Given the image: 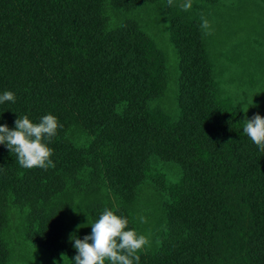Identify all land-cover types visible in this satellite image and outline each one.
I'll list each match as a JSON object with an SVG mask.
<instances>
[{
	"label": "trees",
	"instance_id": "trees-1",
	"mask_svg": "<svg viewBox=\"0 0 264 264\" xmlns=\"http://www.w3.org/2000/svg\"><path fill=\"white\" fill-rule=\"evenodd\" d=\"M156 2L0 0V94L15 95L0 104V126L48 114L63 126L48 170L21 167L0 145V264L9 207L24 213L31 245L66 256L56 264H74L70 237L90 235L105 208L150 240L139 264H264V151L243 132L245 116L264 117V95L244 104L223 90L200 14L166 1L178 75L174 113L161 110L163 55L128 18ZM98 183L114 206H87ZM68 193L85 213L76 224L63 213Z\"/></svg>",
	"mask_w": 264,
	"mask_h": 264
},
{
	"label": "rangeland",
	"instance_id": "rangeland-1",
	"mask_svg": "<svg viewBox=\"0 0 264 264\" xmlns=\"http://www.w3.org/2000/svg\"><path fill=\"white\" fill-rule=\"evenodd\" d=\"M166 1L163 5L159 2V6L157 2L147 3L128 18L136 21L163 55L165 82L156 104L161 110L173 107V114L178 72L177 58L168 40V24L162 14ZM183 2L174 0L178 6ZM188 11L198 12L212 26V35H205L207 42L212 43L209 44L210 50L216 52L214 64L217 71L220 69L217 78L222 89L244 104H252L258 95H264V0H192V8ZM154 166L161 169L168 182H173L178 176L177 170L169 165L155 162ZM64 200L63 213L76 224L85 214H77L80 209L78 196L68 193ZM84 200L87 206L95 201L114 206L100 183ZM7 217L3 238L10 251L9 264H53L61 260V257L50 258L47 251L25 239L24 213L9 207Z\"/></svg>",
	"mask_w": 264,
	"mask_h": 264
},
{
	"label": "clouds",
	"instance_id": "clouds-1",
	"mask_svg": "<svg viewBox=\"0 0 264 264\" xmlns=\"http://www.w3.org/2000/svg\"><path fill=\"white\" fill-rule=\"evenodd\" d=\"M167 2L169 6L174 4V0ZM179 6L183 11H188L192 8V0H184ZM201 21L200 26L205 34L212 35L210 22L203 16ZM6 101L15 102L13 92L5 91L0 94V104ZM62 127L51 114L41 117L38 123H33L25 115L15 120V130H10L7 125L0 126V145H5L10 153L16 154L21 167L48 170L55 167L51 159L54 151L48 147V143ZM243 132L259 150L264 151V117L256 114L248 119L245 116ZM139 220L141 223L147 222L143 216L139 217ZM81 227L78 226L77 231ZM90 228L91 234L83 239L75 238L73 241L74 235L70 237L77 252L74 264H139L138 253L150 247V240L146 236L138 234L135 230H128V220L108 208L104 209ZM64 257L66 256L61 254L62 260Z\"/></svg>",
	"mask_w": 264,
	"mask_h": 264
}]
</instances>
